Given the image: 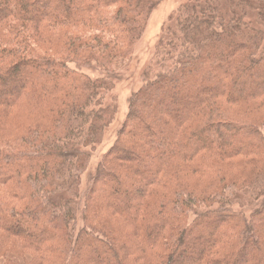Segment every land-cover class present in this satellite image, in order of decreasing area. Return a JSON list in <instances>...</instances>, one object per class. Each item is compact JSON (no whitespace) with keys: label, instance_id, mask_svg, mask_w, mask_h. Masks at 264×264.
<instances>
[{"label":"trees","instance_id":"16d2710c","mask_svg":"<svg viewBox=\"0 0 264 264\" xmlns=\"http://www.w3.org/2000/svg\"><path fill=\"white\" fill-rule=\"evenodd\" d=\"M157 1L0 0V115H30L0 121V248L22 261L8 264H264V201L231 209L264 197V0L171 13L77 228L80 175L114 114L108 78L80 69L121 58Z\"/></svg>","mask_w":264,"mask_h":264},{"label":"rangeland","instance_id":"374dc122","mask_svg":"<svg viewBox=\"0 0 264 264\" xmlns=\"http://www.w3.org/2000/svg\"><path fill=\"white\" fill-rule=\"evenodd\" d=\"M186 0H158L152 8L150 14L145 18L141 35L137 41L127 50V52L119 58L112 65H102L101 67L96 65H88L80 69L84 75L90 77L92 80L104 78L107 79V84H110V88L104 95L105 100H112L114 105V114L112 120L105 128L100 142L89 153L88 162L85 169L82 171L78 183V212H77V228H81V212L84 204L85 193L90 186L91 178L96 174L97 168L101 159L105 153L115 143L117 138V132L121 128L128 111V102L130 97L141 88L142 86V73L148 69L152 64V54L158 39L161 36L162 28L167 23L168 17L173 14L174 11L185 2ZM113 12V9H110ZM44 51H48L45 49ZM41 52V51H40ZM108 71L109 74H106ZM6 119L0 115V121L6 123V126L12 128H19L23 130L28 121L26 113L7 110ZM245 117L255 119L256 116L247 115ZM257 117L264 119V110L259 109ZM257 119V118H256ZM259 121V120H258ZM264 134V126L260 128ZM247 160L243 158H236L232 161H224V165H229V172L233 176L236 175L237 166L239 163H244ZM227 165V166H228ZM235 170V171H234ZM240 171V170H239ZM239 173V172H238ZM195 179L193 178L192 181ZM197 180V179H196ZM198 187L204 184V180L199 179ZM196 182V183H197ZM195 183V182H194ZM163 194L164 192H160ZM253 195L250 192L238 193L237 197L232 199L231 209L235 212H240L249 215L254 209H256L263 201L264 197L255 201ZM101 213L104 218L117 227H124V229L130 232V228L125 226L119 215H115L111 209H102ZM189 218V221L191 220ZM103 218V217H102ZM123 223V224H122ZM4 234L0 233V242L4 243ZM8 241H11L10 239ZM12 242V241H11ZM7 243V242H6ZM8 244H3L0 248V264H8L7 261L21 263L20 258L15 257V248H10Z\"/></svg>","mask_w":264,"mask_h":264}]
</instances>
